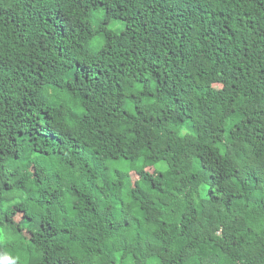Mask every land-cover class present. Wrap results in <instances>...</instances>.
I'll list each match as a JSON object with an SVG mask.
<instances>
[{"label":"trees","instance_id":"16d2710c","mask_svg":"<svg viewBox=\"0 0 264 264\" xmlns=\"http://www.w3.org/2000/svg\"><path fill=\"white\" fill-rule=\"evenodd\" d=\"M0 264H264V0H0Z\"/></svg>","mask_w":264,"mask_h":264},{"label":"rangeland","instance_id":"374dc122","mask_svg":"<svg viewBox=\"0 0 264 264\" xmlns=\"http://www.w3.org/2000/svg\"><path fill=\"white\" fill-rule=\"evenodd\" d=\"M103 15H104V13L102 11L101 12H98V13H93L92 14V23H93L94 26H97L99 20L102 19ZM113 23L114 22H111L110 27L112 29L113 28L115 29V27L113 26ZM102 40H103L102 39V36L95 37V39L91 43V48L92 49H96Z\"/></svg>","mask_w":264,"mask_h":264}]
</instances>
